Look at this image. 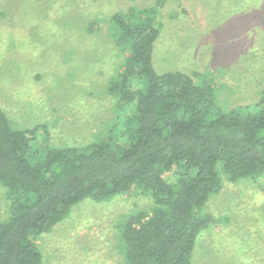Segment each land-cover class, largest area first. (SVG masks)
Masks as SVG:
<instances>
[{
	"label": "rangeland",
	"instance_id": "374dc122",
	"mask_svg": "<svg viewBox=\"0 0 264 264\" xmlns=\"http://www.w3.org/2000/svg\"><path fill=\"white\" fill-rule=\"evenodd\" d=\"M151 7L158 75L208 81L225 110L256 105L264 93V0H0V109L10 126L41 128V151L108 138L118 115L108 87L130 55L115 47L109 17ZM259 182L223 180L204 207L214 223L197 237L192 264H264ZM150 207L134 191L79 202L39 238L42 264H123L119 226ZM8 208L0 186V221Z\"/></svg>",
	"mask_w": 264,
	"mask_h": 264
},
{
	"label": "trees",
	"instance_id": "16d2710c",
	"mask_svg": "<svg viewBox=\"0 0 264 264\" xmlns=\"http://www.w3.org/2000/svg\"><path fill=\"white\" fill-rule=\"evenodd\" d=\"M136 13L109 17L115 47L130 55L108 87L118 114L108 138L41 151V128L15 130L0 109V186L9 198L0 264H42L39 238L74 205L131 191L151 207L119 226L123 264H192L197 237L214 223L204 207L223 180H264V93L251 109L225 110L208 81L158 75L157 8Z\"/></svg>",
	"mask_w": 264,
	"mask_h": 264
}]
</instances>
